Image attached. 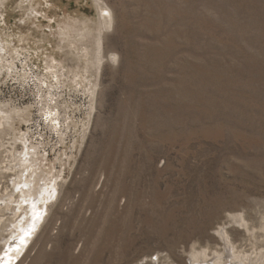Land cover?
<instances>
[{
    "label": "rangeland",
    "instance_id": "rangeland-1",
    "mask_svg": "<svg viewBox=\"0 0 264 264\" xmlns=\"http://www.w3.org/2000/svg\"><path fill=\"white\" fill-rule=\"evenodd\" d=\"M0 43V111L29 110L0 152L27 135L56 188L24 264H195L222 227L264 259V0H0Z\"/></svg>",
    "mask_w": 264,
    "mask_h": 264
},
{
    "label": "bare ground",
    "instance_id": "bare-ground-1",
    "mask_svg": "<svg viewBox=\"0 0 264 264\" xmlns=\"http://www.w3.org/2000/svg\"><path fill=\"white\" fill-rule=\"evenodd\" d=\"M109 16L111 17V15ZM103 20L104 22L102 23L103 26L105 27L107 24H110V22H112V17L108 20L105 18ZM61 34L64 35V32H62ZM62 39H63L62 41H64L63 37ZM5 51H4V46L2 45V43H0L1 63L4 62L3 59H5L4 58ZM5 63H7L6 60ZM3 67L4 66L2 65V68ZM6 69L9 70L8 66ZM2 108L0 107V110ZM50 109L48 107L47 110L43 111L44 114H42V116L44 117V122L48 126H51L53 129H55L56 131H59L58 128L60 127L59 126L60 121H59V117L56 116L58 112L55 115L53 111ZM24 111L29 112V110L27 109L24 110L13 109L9 111L7 110L0 111V134L12 130L14 120L17 117H20L21 116L20 114H23ZM20 140L22 144L21 146L22 148L20 149V151L16 150L17 146H15L16 145L15 144L12 150L10 151L11 153L9 151H6L7 152V153L5 152L6 155L3 156L2 155L3 151L0 152L1 155L0 180L3 178L5 179L6 176L9 177L10 174L12 173L15 175V178H13L10 181L11 187L10 186L9 187L11 189L5 187L2 192L1 190L2 184L0 182V213L4 211L12 212V211H16V209L18 210L17 216H15L16 218L14 217L15 220L13 221V223H15V227L11 231V235L14 236L10 241H7L3 245L4 251L3 252L1 251L2 253H0V264H14L15 260L19 258L20 254L26 250V246L28 245L29 242H31L30 239H32L31 237H33L36 227L39 225L40 221H42L43 219L44 221L46 220V218L44 217L45 215L44 213L45 211H47L45 204L54 197V194L56 192L55 190L56 188L53 185V182H55V180L53 182L50 181L52 183L51 185L47 184L45 186L46 181L48 182L49 180V176L47 177L48 172L46 171V169H44V166L41 163L42 159L40 158L41 156H39L38 154V147L34 145H28L27 135H23L20 138ZM15 204H17V206H15ZM2 217L3 215L0 216V219ZM236 220L241 226H244V224H242L243 219L241 217L239 216L236 217ZM218 236L225 243L228 254L225 257L219 254L218 256L213 255V257L210 258L205 251L193 253L191 257L192 263L264 264V259L261 261L260 256L250 257V256L235 254L233 248L234 245L232 246L228 232L224 229V227H222L221 231H218ZM31 243H33V239ZM32 249L33 246L29 247L24 255L21 254L22 256H20V258L23 257V260L19 261L18 264L25 263L26 261L25 259L29 256L28 253Z\"/></svg>",
    "mask_w": 264,
    "mask_h": 264
}]
</instances>
